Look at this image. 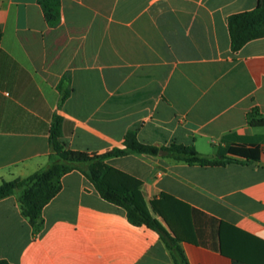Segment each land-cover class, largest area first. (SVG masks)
<instances>
[{
    "label": "crops",
    "instance_id": "crops-1",
    "mask_svg": "<svg viewBox=\"0 0 264 264\" xmlns=\"http://www.w3.org/2000/svg\"><path fill=\"white\" fill-rule=\"evenodd\" d=\"M264 0H0V185L48 161L54 114L70 149L105 154L129 130L146 144L215 155L225 136L259 160L190 165L129 154L104 163L142 182L189 264H264V37L233 51L231 15ZM71 77L59 109L57 85ZM36 231L25 189L0 200V259L10 264H175L160 235L133 225L79 171L61 178ZM165 194V199L161 195ZM151 210V209H150ZM224 251V252H223ZM242 258V262L237 258Z\"/></svg>",
    "mask_w": 264,
    "mask_h": 264
},
{
    "label": "trees",
    "instance_id": "trees-1",
    "mask_svg": "<svg viewBox=\"0 0 264 264\" xmlns=\"http://www.w3.org/2000/svg\"><path fill=\"white\" fill-rule=\"evenodd\" d=\"M47 16H56L59 0H40ZM228 29L233 51L240 50L248 41L264 37V5L249 12L231 15L228 18ZM60 94L59 109L68 99L71 88V77L64 74L57 85ZM62 116L57 111L51 123L49 135V157L47 163L23 179L4 181L0 185V200L12 196L17 189H25L21 197L22 214L30 225L38 231L42 223L44 207L56 196L61 189L60 178L72 171L81 172L95 187L101 198L109 203L125 209L129 222L133 225H146L155 230L166 247L169 249L175 264H189L180 245V239L164 227L154 217L157 214L166 216L158 208V201L151 200L149 206L143 196L142 182L104 163L109 157H120L129 154L160 155L165 158L182 161L190 165L225 166L230 163L259 160L260 148L256 143L241 142L242 138L235 134L223 138V145L218 146L215 155H206L197 150L194 145L170 143L168 145H153L141 142L137 130H129L123 141L122 148H113L102 155L87 153L68 148L62 141ZM252 126H263L264 119H257L256 112L249 115ZM167 196L161 195L162 199ZM224 252V251H223ZM248 263L242 258H237ZM0 264H10L0 259ZM250 264V263H249Z\"/></svg>",
    "mask_w": 264,
    "mask_h": 264
}]
</instances>
